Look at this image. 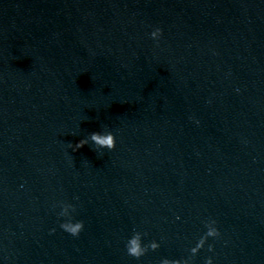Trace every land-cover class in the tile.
Returning a JSON list of instances; mask_svg holds the SVG:
<instances>
[{
    "label": "clouds",
    "instance_id": "clouds-1",
    "mask_svg": "<svg viewBox=\"0 0 264 264\" xmlns=\"http://www.w3.org/2000/svg\"><path fill=\"white\" fill-rule=\"evenodd\" d=\"M151 35L153 37L157 36V35H161V29L157 28L155 31H153L151 33ZM91 139L98 145L102 146V147H107L109 150H112L115 148L116 146V140L113 138V136L111 134L107 135V136H101L99 135L98 133H92L91 134ZM87 143L86 140H81L79 141V143H77L75 145V148L74 150H78L80 148H82L83 146H85V144ZM84 225H83V222H79L77 224H75L74 226H69V225H66V224H61V228L68 232L69 234L73 235V236H78L79 233L82 231ZM54 231V230H53ZM209 235H215V236H218L219 235V231H216V232H210ZM135 243V242H133ZM132 253L133 254H136V249L133 248L132 250ZM208 264H212V260L209 259L208 261Z\"/></svg>",
    "mask_w": 264,
    "mask_h": 264
}]
</instances>
